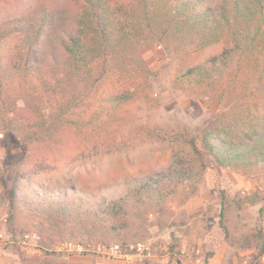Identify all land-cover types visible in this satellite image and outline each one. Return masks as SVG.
Wrapping results in <instances>:
<instances>
[{
    "label": "trees",
    "instance_id": "trees-1",
    "mask_svg": "<svg viewBox=\"0 0 264 264\" xmlns=\"http://www.w3.org/2000/svg\"><path fill=\"white\" fill-rule=\"evenodd\" d=\"M71 3L77 7L74 11L61 10L63 7L56 3L46 10L27 14L38 2L0 0V123L4 131L46 143L41 153L26 156L28 163L16 173L11 185L3 178V199L9 204L11 220L26 209L33 224L38 217L40 248L56 256L62 254L52 246L71 238L88 251L89 246H94L97 253L111 245H120L124 250L136 239L146 237L151 216L165 215L172 210V204H184L196 193L209 168L207 157L221 168L244 175L252 174L264 163L263 80L257 103L246 108L238 105L208 122L203 131L206 152L200 150L187 129L170 132L148 129L141 138L168 144L170 165L165 171L134 180L128 192L116 200L73 201L68 194L49 195L46 189L42 196L40 188L34 189L32 196L23 193L21 182L47 174L51 167L46 160L50 157L71 158L84 139L80 158H101L120 150L119 141L104 137V127L98 122L90 129L92 134L85 135L91 126L88 120L94 118V114L90 118L86 114L94 111L99 117L126 97L124 84L130 80L126 75L119 79L110 64L119 46L135 50L158 45L174 53L170 49L174 40L184 34L193 35L198 45L187 55L193 57L187 74L206 73L211 77L223 72L232 52H244L240 43L244 25L257 34L264 31V0H174L168 11L150 0H71ZM10 9L16 10L13 20L5 15ZM58 10L60 14H56ZM255 20L257 29H253ZM137 26H144L148 34H134L131 29ZM17 40L24 41L21 51L12 47ZM136 58L138 65L131 71L146 75L149 70L143 58L139 55ZM98 60L102 61L103 69L94 79L92 89L81 90L71 102L61 86L62 65L67 63L69 70L81 79L84 70ZM29 97L42 100L44 107L55 112L53 123L45 127L44 114L32 103L18 106ZM257 198H260L257 193L245 194L235 202L243 208L260 202ZM222 228L228 238V230L224 225ZM238 244L244 249L255 248L263 255L264 229Z\"/></svg>",
    "mask_w": 264,
    "mask_h": 264
},
{
    "label": "rangeland",
    "instance_id": "rangeland-1",
    "mask_svg": "<svg viewBox=\"0 0 264 264\" xmlns=\"http://www.w3.org/2000/svg\"><path fill=\"white\" fill-rule=\"evenodd\" d=\"M35 2L38 5L27 14L46 10L56 3L63 7L61 10L74 11L77 8L71 0ZM150 2L168 11L174 0ZM15 11L10 9L5 15L13 20ZM257 24L255 20L253 29H257ZM131 30L138 35L148 34L144 26ZM243 31L240 43L244 52H232L223 72H216L211 77L206 73L200 76L187 74L193 59L187 55L198 45L193 35L184 34L174 40L170 45V49L176 51L174 53L158 45H146L135 50L119 46L110 64L119 79L126 75L130 80L124 84L126 97L99 117L94 111L86 114L89 118L94 114V118H88L91 126L85 130V135L92 134L90 129L95 128L98 122L100 127H104V137L107 135L114 138L113 141H119L120 150H113L101 158H80L81 147L86 143L85 139L81 140L82 146L71 158L47 159L51 167L48 173L24 180L21 191L32 196L34 189L40 188L43 196L46 189L49 195H54V192L68 194L73 201L77 198L116 200L128 192L134 180L165 171L170 165L168 144L141 138L148 129L163 132L187 129L200 150L206 152L203 131L208 122L238 105L246 108L255 104L261 96L258 89L264 80V31L260 34L251 32L248 25L243 26ZM12 47L21 51L24 41L17 40ZM137 55L143 58L149 70L144 76L131 71L138 65ZM66 66L67 63L62 65L61 86L71 102L81 90L90 92L94 79L103 69L102 61L98 60L84 70V76L79 79ZM29 98L19 102L18 106L32 103L44 114L45 127L53 123L55 112L48 106L44 107L42 100ZM4 129L0 123V264H94L92 257H73L98 254L106 259L115 258L122 264H264V254L260 255L259 250L244 249L238 244L264 229V212H260L264 209V163L252 174L244 175L234 169L217 166L210 157H207L209 168L196 193L184 204H172V210L165 215L151 216L146 225V237L136 239L126 249L111 245L94 253V246H89V252L71 238L52 246L62 255L46 254L40 248L36 232L40 229L38 217L33 224L26 209L16 213L14 221L11 220L9 204L3 199V178L11 185L16 173L28 163L26 156L41 153L46 143L20 137ZM254 193L259 195L257 200L260 202L243 208L237 206L235 200L240 195ZM223 225L228 230V238ZM113 246H118L119 250H111Z\"/></svg>",
    "mask_w": 264,
    "mask_h": 264
},
{
    "label": "crops",
    "instance_id": "crops-1",
    "mask_svg": "<svg viewBox=\"0 0 264 264\" xmlns=\"http://www.w3.org/2000/svg\"><path fill=\"white\" fill-rule=\"evenodd\" d=\"M77 257L78 258L79 257H92L93 258V261H94V264H122L120 261H118L115 258L106 259V258L100 257L99 254L98 255H88V256L79 255V256H76V257H73V258H77Z\"/></svg>",
    "mask_w": 264,
    "mask_h": 264
},
{
    "label": "built area",
    "instance_id": "built-area-1",
    "mask_svg": "<svg viewBox=\"0 0 264 264\" xmlns=\"http://www.w3.org/2000/svg\"><path fill=\"white\" fill-rule=\"evenodd\" d=\"M111 250H119V247H118V246H113V247L111 248Z\"/></svg>",
    "mask_w": 264,
    "mask_h": 264
}]
</instances>
